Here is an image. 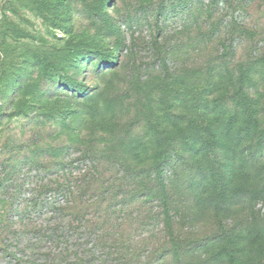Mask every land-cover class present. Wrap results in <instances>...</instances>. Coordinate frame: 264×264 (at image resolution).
Wrapping results in <instances>:
<instances>
[{"label":"rangeland","instance_id":"obj_1","mask_svg":"<svg viewBox=\"0 0 264 264\" xmlns=\"http://www.w3.org/2000/svg\"><path fill=\"white\" fill-rule=\"evenodd\" d=\"M201 1L0 0V264H28L13 232L45 169L57 170L46 152L78 168L94 146L100 162L117 159L110 174L122 178L125 161L149 159L158 133L181 115L178 148L207 134L202 158L234 163L223 171H238L236 183L221 196L223 178L212 176L206 201L222 212L187 206L192 220H179L175 236H136L129 264H264V124L247 137L235 99L241 87L263 90L264 0ZM246 73L258 91L239 80ZM215 85L223 105L198 123L195 101L208 94L212 102ZM197 123L206 126L198 134ZM201 176L183 173L181 182Z\"/></svg>","mask_w":264,"mask_h":264},{"label":"trees","instance_id":"obj_2","mask_svg":"<svg viewBox=\"0 0 264 264\" xmlns=\"http://www.w3.org/2000/svg\"><path fill=\"white\" fill-rule=\"evenodd\" d=\"M262 67L261 92L252 96L249 89L247 91L248 86L241 87L236 92L235 99H239L237 106L242 105L243 109V131L247 137L264 124V63ZM219 78L224 77L219 75ZM239 80L246 81L258 91V84L251 85L253 79L248 73ZM217 87L214 86L209 97L214 96ZM207 95L199 94L195 101L198 123H204L206 118L208 121L212 120V115L223 105L222 99L219 100L216 96L209 102ZM185 118L178 116L182 127L178 121L169 119L173 128L168 125L158 133L157 141L152 144L153 155L149 159L137 156L134 162L125 161V165L129 163V176L122 178L110 174L114 169L111 162L115 164L117 159L100 162L101 151L94 146L90 151L83 153L84 158L74 162L83 165L78 168L73 166V163L70 166L71 164L62 162L64 156L58 152H46L43 155L46 163L54 158L58 159L55 164L57 170L49 174L45 167L40 166L45 169L46 174L44 177H38L37 188L31 190L33 197L29 200L30 206L23 211L20 222L15 223L18 228L14 229L13 233L19 236L15 248L20 254V259L28 264H99V261L100 264H129V251H133L134 238L175 236L174 226L179 220H192L188 214H183L187 206L194 204L201 208L202 212L210 207L219 215L222 209L215 205L217 200L206 201L212 176L223 178V196L224 192L231 190L232 185H235L238 171L224 172L223 168H233L234 163L227 161L226 166L224 161L219 162L220 157L215 162L210 160V163L208 159L202 158L203 149L200 147L205 148L210 144L207 134L200 135L197 142L191 141L193 149L189 147L185 152L179 149L178 142L186 135V124L182 121ZM160 120L162 121V118ZM204 127L206 126L200 124L197 134L204 130ZM211 134L213 136L214 132ZM263 144L264 142L260 143ZM37 163L39 159L34 162L35 165ZM108 163L112 169L103 170L102 166ZM118 164L121 166L120 162ZM141 166L145 169L138 172L137 169ZM7 169L17 174L11 164ZM183 173L202 176L197 181L183 184ZM228 173L230 176H227ZM225 178L229 179L226 181ZM181 184L186 187H179ZM178 188L182 193H176L175 189ZM177 195L182 196L180 204ZM114 201L119 204L115 205ZM119 205L122 208L116 210ZM128 213L129 215H126ZM42 219L46 220L47 225L37 224ZM31 223L34 225L29 227ZM89 243H92L93 250L99 249L104 255L102 260L87 248ZM203 248L210 251L205 245ZM222 251L227 258L234 257L233 254ZM216 255L215 258L218 259L223 254L220 252Z\"/></svg>","mask_w":264,"mask_h":264}]
</instances>
